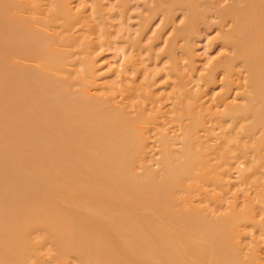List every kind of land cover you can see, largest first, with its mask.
<instances>
[{
    "label": "bare ground",
    "instance_id": "obj_1",
    "mask_svg": "<svg viewBox=\"0 0 264 264\" xmlns=\"http://www.w3.org/2000/svg\"><path fill=\"white\" fill-rule=\"evenodd\" d=\"M53 1L49 20H62L67 31L82 25L92 36L98 30L95 17L106 16L101 5L88 15L74 11L75 0ZM16 3L0 0V264H47L51 253L58 264H264L262 241L243 253L246 238L259 239L246 229L262 221L257 204L264 199V182L247 193L242 209L235 199L217 214L227 197L224 187L231 188L236 178L232 169L242 181L264 169V0L174 1L190 24L204 16L219 18L231 52L213 73L223 75L226 93L236 76L243 89V102L222 97L219 111L205 110L192 93L179 97L173 114L183 122L179 136L164 128V119L173 117L168 116L173 106L165 111L157 105L164 87L154 88L155 80L141 88L130 85L122 101H113L109 74L100 73L104 67L92 55L98 48L94 38L88 41L92 52L69 64L57 50L59 37L43 30L50 23L40 19L34 26L10 14ZM24 56L40 67L15 62ZM66 63L71 75L78 73L76 81L60 76L58 67ZM139 97L141 102H133ZM209 123L222 132L214 146L201 135ZM151 130L160 156L151 154ZM212 185L223 195L210 190ZM212 211L217 215L210 217Z\"/></svg>",
    "mask_w": 264,
    "mask_h": 264
},
{
    "label": "rangeland",
    "instance_id": "obj_2",
    "mask_svg": "<svg viewBox=\"0 0 264 264\" xmlns=\"http://www.w3.org/2000/svg\"><path fill=\"white\" fill-rule=\"evenodd\" d=\"M7 1L9 3L15 2V4H17L16 3L17 0H10V1L7 0ZM25 1L30 2L28 5H31V6H28V5L25 6V4H23V3H25ZM174 1L175 0H84V1H82V0L76 1L75 0V1H73L74 2L73 5H75L74 7L77 9L74 11L83 10L88 15H89V13L91 14L94 12L96 5H101V7L103 6L102 7L103 11L106 14V16H104V19H102L98 15H97V17H95L96 18L95 20L98 22L96 24V26H98L97 27L98 32L96 30L95 31H96V34L98 35L99 39H98V37L96 38L97 35L95 34V32L92 34V36H89V34H87V32L90 31L88 29V27L86 28L82 25H78V26L73 27L71 29V31H67L65 26L62 23V20L50 21L49 19H50V17H52L50 15L53 14V11L55 8L53 0L52 1L51 0H18V4H19L18 9L14 8V9L10 10L9 13L12 15L18 14L23 18L27 17L30 20L35 21L36 22L35 24H37V25L33 24L34 26H40V24L38 25V23H37L38 21H40V19H43L45 22L50 23L47 25V26H49L48 27L49 29L47 28V30H46L45 28L47 26H45V28L43 30L46 32L49 31L47 33H49L51 35L54 34V35H57L59 37L58 40H56V44L59 46L57 47V45H56L55 48L57 47V50L59 51L60 56L62 55L61 58L62 59L66 58V60L68 61L69 64L72 61L80 62L85 57V53L87 56L88 51L92 50L89 46L90 44H88V41L90 39L94 38V43H95L93 45L95 47L94 49H96L97 47L98 48H97V51L96 50L93 51L94 54H92V55H93L94 59L95 60L98 59L97 60L98 63L100 65H102L101 69H103V67H104V69H103L104 71L100 69L101 70L100 73L104 74L107 72L109 74V80H110V83L112 85V90L109 94H110V97L113 99V101H116V102L122 101L124 98L123 95L126 94L125 90L127 87H130V85L137 86V87L141 88V86L142 87L143 86L144 87L149 86L151 84L150 82L153 83L155 80V82L153 84H151V85H153L154 88L161 87V89H164V88L166 89V90L164 89L162 91L159 89L158 100L161 103L160 104L157 103V105H159V107H165L164 108L165 111H167L168 108L170 109V107L173 106L172 109H170L173 112H169V115L167 114L168 116H170L171 114H172L171 116H173V114L175 115V113L178 112L179 109L178 110L176 109V108H178V106H180V103H178V102H180L182 100L183 96H184L183 98H185L186 94L188 95V93H192L193 95H197L199 97V102L201 103V105L203 104L204 108L207 107L205 109L207 111H211V109L213 111H216V110L219 111V109L222 110L223 109L222 107H224V106L220 105V103H221L220 100L223 99L224 97H225V99L228 98V100H226L228 102H231L232 100H234V101H232V103L243 102V97L241 94L243 89H242V87H240L242 85L241 84L242 81L239 77H237V76H236L237 78L235 77V80H236L235 84H234L235 87L232 86L229 89V91H227V93H226L225 89H223L224 88L223 75L218 73V72H216L218 74L213 73L214 66L216 65V63L223 56H225L231 52V48H229L226 44V41H225L226 37L222 36V29L223 28L221 25H219L220 24L219 18H215V17L211 18L210 16L209 17L204 16L198 22L192 23L194 25L191 26L192 24H190V21L188 20V18L186 16V11L182 8H177L174 4ZM80 2H83L82 3L83 5H81ZM34 6H35V8L37 7V9L39 11L37 9L32 10V8H34ZM52 6H54V7H52ZM86 8H87V10H86ZM88 8L90 11L88 10ZM27 9H30L31 11L27 10ZM172 9H173V11L170 12L169 10H172ZM17 10H19L18 13H16ZM26 12H28V13L26 14ZM38 14L40 17L38 16ZM40 14H44V16L40 15ZM94 16H96V15H94ZM94 16L92 15L93 18H94ZM104 20H106V21H104ZM51 22H53V23H51ZM50 25H53V26L50 27ZM183 27H186L187 30L186 29L183 30ZM195 27H197V28H195ZM81 28H82V31H81L82 33L79 32ZM95 29H96V27H95ZM84 30L87 32H85ZM180 30H182L183 32L178 33V31H180ZM78 34H80V35L78 36ZM72 39H73V41H72ZM72 42H73V45H72ZM61 44H63V45H61ZM172 51H174V53H172ZM225 51H228V52H225ZM24 57H21L23 59L19 58V59L15 60V62L20 63V64L22 62L23 66L28 65L31 67H40V65H39L40 61H36L35 59H33V57L32 58L29 57L30 59H28L26 57L24 58ZM99 58H102L103 61H101L102 59L99 60ZM24 59L26 61H22ZM99 61H101V62H99ZM110 62H112L114 64L116 62V64H115L116 68L114 70H113V68L115 66L110 67L109 66ZM27 63H29V64H27ZM37 64H38V66H37ZM105 64H106V66H105ZM117 65H119L120 68L117 67ZM69 67L70 66H68L67 63L64 64L63 66L58 67V70H60V71L63 70V74L61 73L60 76H62L63 78L65 77V79H71L72 78L73 81H76V79L78 78V73H73V75H71L70 71H69ZM105 67H107V68H105ZM117 68H118V70H116ZM80 69H81V66H80ZM80 69H78V70H80ZM124 69H125V71H124ZM53 72H55V71H53ZM219 75H222V76H219ZM124 79L126 80L125 82H124ZM238 79H240V81ZM156 81H158L157 85H156V83H157ZM135 82H137V83H135ZM121 84H123L125 87ZM139 84H140V86H139ZM79 86L81 88V85L78 84L77 86H75V89H79ZM233 88H234V91H233ZM118 89H120V90L118 91ZM140 92H142V91H140ZM227 95H229V96L227 97ZM160 97H161V100H160ZM162 97H163V99H162ZM179 97H181V100L177 101L178 99H180ZM186 98H188V97H186ZM186 98H185V100H186ZM141 99H142V97H141ZM189 100H191V98L188 99V102H189ZM139 101L141 102L140 97L136 98V100L135 99L133 100V102H135V103H137V102L139 103ZM142 101H144V99H142ZM175 102H176V104H175ZM143 103H145V102H143ZM214 103L217 104L216 105L217 107L220 106V108H215V110H214V107H215ZM134 106L130 109L131 110L135 109ZM211 106L213 108H211ZM173 109L174 110L176 109L177 111L174 112ZM170 110H168V111H170ZM207 111H205V113H207ZM205 115L207 116V119H209L208 115H210V114L207 113ZM172 118H174V119L172 120ZM168 119L166 118L163 121V122H165L167 120L165 122L166 125L164 126V128L167 130L166 132L169 133V131H170V134H172L173 136L175 134H177V136H179V134L182 132L183 122L180 120L175 121L177 119L175 116L169 117ZM152 125L153 126L150 125V127L156 126V125L154 126V123H152ZM211 125L213 126L212 123H209V125H207L208 128H210L208 130H211V131H209V133H208V130H202L201 135L203 136V139L205 141L207 140V142H208L207 145H212L213 143L219 144L220 140H218V137L220 136L219 133H222V132H220L218 125L217 126L215 125L217 128L215 126L212 127ZM226 128H228V130H229L232 128V126L228 125V127H226ZM156 130L149 131V135L150 134L152 135L150 137L151 139L149 140L151 143L150 147H152V149L150 148L151 154H152V152L158 151V149L156 147L157 144H155L156 139H157V136L155 134ZM237 130H239V129H237ZM176 131H178V132H176ZM221 131H223V130H221ZM203 132H205V134ZM206 133H208V134H206ZM260 134L261 133H258V136ZM153 140H155V142ZM245 140H247V139H245ZM262 140L264 143V137H262ZM154 144H155V148L153 147ZM213 146H214V144H213ZM156 154H157V152H156ZM156 154H155V156H156ZM157 156H160V155L157 154ZM154 159H156V160H154ZM157 160H159V159H157V157H155V158L153 157V160H151L153 165H155L154 166L155 168L160 167L159 164L154 163L155 161L157 162ZM236 165H235V167H236ZM242 166L244 167L245 165H241V166L238 165V167H242ZM234 172H235V174H232ZM236 174H238L237 168L232 169L231 170V176L236 177V178L231 179V181L233 182L232 183L233 186L231 185L232 189L229 186L224 187L225 188L224 189V193H225L224 195H225V197L226 196L227 197L225 199H223L224 197L221 198L222 201H220V202H222L221 204H223L225 206V208L222 205L223 206V207H221L222 209H220L219 212L217 210V214L222 213V211L226 212L225 210L228 211V208H230V205H231L230 203H234L236 201H237V203L238 202L240 203V204L238 203L239 204L238 208L242 209V207H244L246 205L245 203L247 202L249 195H253L254 192L256 193L257 184L264 182V176H263L264 175V169H263V167L261 168V170L259 169V173L255 174V177L253 176L252 179H249V180H243L242 181L240 179L239 175H236ZM258 175H260V177ZM236 181H239V182H236ZM246 181H248V182H246ZM236 183H239V184L236 185ZM243 183H244V185L242 186ZM239 185H241V186H239ZM253 185H255V186H253ZM235 186H237V187H235ZM212 188H213V185H212V187H210V190H212ZM215 188L213 189L214 191L216 190L214 193H218V192L221 193L219 191L220 189L217 192L218 188H216V189ZM221 190H222V188H221ZM241 192L243 193V195ZM240 193H241V195H239ZM231 194L232 195L234 194V195L232 196ZM213 196L214 195H212V197ZM239 196L241 199L239 198ZM261 198L263 199V197H261ZM235 199H236V201H234ZM238 199H240V200H238ZM209 201H206V203ZM227 201H228V203H226ZM242 201H244L245 203L243 202V204H242ZM191 202L194 204H197L198 201L197 202L191 201ZM209 203H211V202H209ZM212 203H214V202L212 201ZM212 203H211V205H212ZM201 204H199V205H201ZM215 204H216V202L214 203L213 207H210L212 210L214 209V211H215ZM241 205H243V206H241ZM257 205H259L258 207H260V209L262 208V210L258 209L259 211L256 208L257 212L262 211L261 214L259 213V215H258V221H261L260 219H262V221H261L262 224L258 223L259 225L257 226V228H256V225L255 226L250 225V227H251L250 228L247 224L246 226H248L249 228L246 227L247 228L246 232H247V235H250V236L254 235L253 233H255V237L257 236V239L258 238L259 239L257 240V243H256V241H253L252 238L251 239H250V237L246 238L244 244L246 243L245 245L247 248L245 250H243L244 254H249L250 252H252V250H250L251 247L259 245L260 241H262L261 242L262 244L260 245V247H262V245H263V248L260 250V252L263 254L262 251H264V243H263V241H264L263 240L264 239L263 238L264 237V233H263L264 232V224H263V222H264V199H263V202H260ZM214 211H212V215L210 217H213ZM215 212H214V215H217ZM248 230H249V234H248ZM256 230H258V231H256ZM255 231L258 233L256 234ZM250 232H253V233L251 234ZM248 239H249V242L251 244L250 243L248 244ZM258 242H259V244H258ZM252 249H253V247H252ZM248 251H250V252H248ZM52 254L53 253H51V255L47 256V260L49 259V261H47V262L49 263L50 259H51V262L49 264H58L59 260L57 258H54L53 257L54 255H52ZM261 256L263 257V255H261ZM263 260H264V257H263ZM262 263H264V262L262 261ZM68 264H75V263L74 262L72 263V261H71Z\"/></svg>",
    "mask_w": 264,
    "mask_h": 264
}]
</instances>
